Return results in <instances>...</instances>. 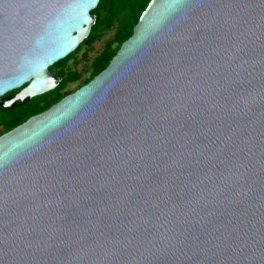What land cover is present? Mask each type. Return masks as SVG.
I'll return each mask as SVG.
<instances>
[{
    "label": "water",
    "instance_id": "water-1",
    "mask_svg": "<svg viewBox=\"0 0 264 264\" xmlns=\"http://www.w3.org/2000/svg\"><path fill=\"white\" fill-rule=\"evenodd\" d=\"M99 2L0 0V103L58 86ZM0 264H264V0H151L1 135Z\"/></svg>",
    "mask_w": 264,
    "mask_h": 264
},
{
    "label": "trees",
    "instance_id": "trees-1",
    "mask_svg": "<svg viewBox=\"0 0 264 264\" xmlns=\"http://www.w3.org/2000/svg\"><path fill=\"white\" fill-rule=\"evenodd\" d=\"M150 1L151 0H100L97 7L91 12V14L95 16V23L88 37L80 45L92 46L104 32L111 30H114V38L107 42L102 53L94 59L91 65L92 72L90 77L83 82L82 86L91 81L108 66L121 44L132 35L134 26L137 24L141 14L147 8ZM114 44L115 47L113 46ZM79 49L80 48H78V50ZM78 50H75L51 67L57 66L60 62L72 58ZM51 67L49 68L50 72L52 69ZM78 79L79 74L71 72L60 79L58 86L54 90L37 97L27 98L23 102L15 101L14 105L10 107H5L4 102L11 100L19 90L5 95L0 103V136L21 125L29 118L46 111L62 98L73 93L65 91V88L69 83L75 82Z\"/></svg>",
    "mask_w": 264,
    "mask_h": 264
},
{
    "label": "rangeland",
    "instance_id": "rangeland-1",
    "mask_svg": "<svg viewBox=\"0 0 264 264\" xmlns=\"http://www.w3.org/2000/svg\"><path fill=\"white\" fill-rule=\"evenodd\" d=\"M113 38L114 30L104 32L101 37L92 44V46L79 45L78 48L80 49H76L78 51L72 58L67 61L60 62L57 66L51 67V73L57 77L60 76V79L71 72L79 74V79L75 82L69 83L66 86L65 91L74 92L82 86L83 82L90 77L92 72V62L99 54L102 53L107 45V42L113 40ZM113 46L115 47V44ZM9 93H14V91Z\"/></svg>",
    "mask_w": 264,
    "mask_h": 264
}]
</instances>
